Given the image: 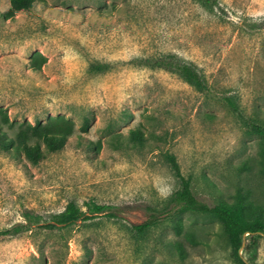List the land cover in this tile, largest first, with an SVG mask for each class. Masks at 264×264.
Instances as JSON below:
<instances>
[{"label": "rangeland", "instance_id": "1", "mask_svg": "<svg viewBox=\"0 0 264 264\" xmlns=\"http://www.w3.org/2000/svg\"><path fill=\"white\" fill-rule=\"evenodd\" d=\"M216 1L38 0L9 17L10 0H0L2 131L14 138L20 125L58 116L77 125L66 149L39 165L0 150V231L28 226L0 239V264H234L217 221L187 214L179 233L164 222L144 234L129 223L178 189L167 152L200 201L231 203L242 190L264 218L253 129L264 127V0ZM162 58L194 67L206 88L154 64ZM85 118L88 133L79 129ZM133 129L159 138L114 149L113 138ZM245 163L251 170H240ZM92 201L120 217L44 228L70 202L86 211ZM25 210L44 221L29 224ZM252 264H264V236Z\"/></svg>", "mask_w": 264, "mask_h": 264}, {"label": "trees", "instance_id": "2", "mask_svg": "<svg viewBox=\"0 0 264 264\" xmlns=\"http://www.w3.org/2000/svg\"><path fill=\"white\" fill-rule=\"evenodd\" d=\"M38 0H10L11 11L6 16L12 17L13 11H28ZM205 5L215 6L216 0H200ZM158 67L172 70L189 82L198 90H204L206 83L199 72L189 64L177 62L168 58L156 60ZM34 68H38L37 63ZM228 103L234 109L236 104L228 99ZM4 124L13 127L9 116L2 112ZM83 133L90 130V122L85 118L79 128ZM253 129L262 137L259 144L258 158L255 160L254 168L257 174L264 179V127L254 125ZM77 125L65 116L49 117L46 122L35 121L19 126L14 138H8L2 131L0 125V150L9 156L19 158L24 156L33 165H39L49 155L57 154L66 149L70 140L75 136ZM82 140V137H79ZM159 138L155 133L149 136L141 129L131 130L127 136L118 135L113 138V148L143 150L150 146L151 140ZM93 150V145L88 147ZM164 160L169 165L174 176L178 179L179 187L168 198L162 208L149 207L150 215L146 220L135 222L129 220L133 230L138 234H144L148 230L157 227L164 222L170 223L174 230L180 232V220L187 214L199 215L220 223L223 233L226 235L231 257L234 264H252L258 256L261 239L264 236V218L260 213L251 212V203L247 195L239 190L233 197V202H222L217 205H208L200 201L193 193L191 180L186 178L175 155L163 154ZM251 165L243 164L240 170H251ZM106 215L110 218H119L120 213L112 206L98 204L96 202L86 203V211H83L75 202H70L65 210L54 215L46 222L44 228L49 230L67 228L76 225L80 221H89L97 216ZM24 217L29 224L39 225L44 220L41 216L29 210L24 211ZM27 224L23 223L9 230L0 231V239L9 236H17L22 233ZM260 234H263L260 235ZM185 240L192 246H197L200 241L193 232L185 233ZM177 251L184 256L185 248L182 243H176ZM242 249V254L240 253Z\"/></svg>", "mask_w": 264, "mask_h": 264}, {"label": "water", "instance_id": "3", "mask_svg": "<svg viewBox=\"0 0 264 264\" xmlns=\"http://www.w3.org/2000/svg\"><path fill=\"white\" fill-rule=\"evenodd\" d=\"M260 235L263 236V234H260ZM240 253L242 254V249H241V252ZM244 261H245L246 264H249L246 260H244Z\"/></svg>", "mask_w": 264, "mask_h": 264}]
</instances>
